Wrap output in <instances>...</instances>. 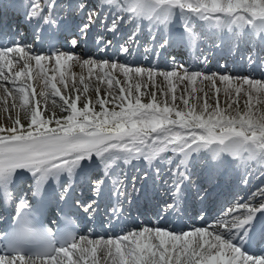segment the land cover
<instances>
[{
  "label": "snow or ice",
  "instance_id": "obj_1",
  "mask_svg": "<svg viewBox=\"0 0 264 264\" xmlns=\"http://www.w3.org/2000/svg\"><path fill=\"white\" fill-rule=\"evenodd\" d=\"M22 7L24 22L31 29V43L12 39L0 45V78L11 83V87L0 83V88L5 99L13 100L11 107L4 109L9 113L10 125L0 124V201L15 204L10 230L0 235V264H97L98 255L104 256V264H264V187L258 189L260 199L255 203L256 193L247 199L240 197L208 226L188 231L182 228L191 188L204 202L218 195L219 179L227 178L233 167L249 174L241 177L244 184L249 182L253 169L264 175V112L256 115L249 104L253 93L264 94V81L230 74L209 75L175 65L174 58V67L158 71L155 66H132L117 59L82 58L73 51L89 43V32L95 24L103 33L115 36L121 25L140 28L145 21L150 32L163 31L159 39L152 36L159 50L174 43L195 48L208 39L207 32L195 30V22L201 21L215 29L213 47L232 50L234 43L243 40L246 44L255 42L264 51V0H95L92 4L73 0L67 10L59 0H26ZM72 12L81 15L80 23L71 24L66 19ZM177 22L183 31L174 33L170 26ZM64 32L70 37L65 36L64 46L57 47V34ZM7 36L8 32L0 28V40ZM135 43L133 31L119 45V52L130 56V45ZM94 44L98 52L107 53L113 41L97 34ZM45 46L49 52L41 54ZM255 55V49H250L248 61L252 62ZM21 61L20 70L13 72ZM33 61L40 69L35 76ZM45 61L55 62L54 73L69 68L72 61L82 69L87 67L89 74L96 69L98 84L106 82L108 86L104 97L99 87L94 89L99 110L90 98H81L75 84L67 88L61 71L59 83L65 84V91L77 93L75 98L64 95L52 82L57 77L46 75ZM201 62L206 64L207 57ZM22 76L28 82L17 83ZM156 77L163 78L167 90L163 86L157 89ZM33 79L43 82L38 97L45 101L51 97L50 108L39 107L40 99L30 83ZM174 79L191 86V92L181 90L179 100L184 107L176 103ZM198 79L210 82L215 90V106L208 103L207 92L195 87ZM84 80L81 75L82 92L87 93L90 86ZM217 81L229 97L224 108L219 104ZM198 92H204L202 105ZM233 92L235 100L231 99ZM142 96L147 97L146 103ZM241 96L247 97L243 109L239 106ZM17 97L23 117L17 111ZM78 101L82 107L77 106ZM106 103L113 107H106ZM120 162L123 166L139 162L133 165L138 171L145 167L143 175L132 177V181L133 191L137 192L140 190L135 182L144 181L146 200L149 183L155 191L163 182L168 198L153 204L151 211L165 221L175 219L181 226L179 231L143 226L122 230L120 235L91 238L67 228L53 232L41 224L40 217L48 204L55 200L62 206L70 204L68 197L76 178L92 171L102 172L91 181V191L97 199L107 195L110 217L119 221L130 213L136 200L128 196L127 173L118 175L113 167H120ZM197 164L201 165L204 183L193 182ZM24 183L29 187L21 195ZM75 206L90 216L98 208L95 200L87 205L76 200Z\"/></svg>",
  "mask_w": 264,
  "mask_h": 264
},
{
  "label": "bare ground",
  "instance_id": "obj_2",
  "mask_svg": "<svg viewBox=\"0 0 264 264\" xmlns=\"http://www.w3.org/2000/svg\"><path fill=\"white\" fill-rule=\"evenodd\" d=\"M67 2H70L72 3L73 0H59V5H63L64 3H67ZM88 2L90 4L94 3L95 0H88ZM175 27V28H172ZM128 27V26H127ZM135 26H130L128 28H126V30H131L132 28H134ZM170 28H172L173 30L177 31L178 32H181L182 30V26L180 25L179 22L177 23H174L173 25L170 26ZM195 30L197 32H200V31H205L207 32L208 34V39H205V40H201V45H208L209 42L208 41H213V32H215V29H209L207 27V25H204L203 22L201 21H196L195 22ZM143 31H149V28L147 26V22L145 21L143 26L140 27V33H142ZM151 33H154L151 32ZM160 36L159 35V32L157 33V37ZM176 45V44H175ZM250 47V43H245L243 40H241L238 44H233V48L232 50H229L227 48H224V49H221V53L223 54V60L225 59V61H228L229 63H231V61L233 59H238V61L241 62V51L243 50H246L247 48L249 49ZM236 48H238L239 50L237 51ZM20 67L21 66H18V68H14L12 69L13 72L15 71H18L20 70ZM55 68V65H46L45 66V69H46V75L51 78L52 75H55L57 77V79L55 81H52L53 83H56L57 84V87L61 90V92L64 94V95H71L72 98H75L76 94L75 92H68V91H65V84L67 85V88L68 89H71L73 84L76 85V88L80 89L81 90V98L84 99L85 97L87 98H90L91 100V103L92 105L95 106V109L98 111L99 110V105L98 104H95V100H96V93L94 91V89L96 87H99L101 89V92H100V96L101 97H104V90L107 89V83H102V84H98V82L96 81H93L92 79L88 78L87 77V74L85 75V80H84V83L85 84H88L90 86L89 88V91L87 93H83L82 90H83V85L80 83V80H78L75 76H72V77H67V80H65V84H61L59 83V78H60V71H57V72H53L52 69ZM87 71L88 68L86 67L85 68ZM8 70H5V72H7ZM40 71V69H37L35 67V69L33 70V75L35 76V73H38ZM147 80V79H145ZM156 80V87L157 89H159L160 87H164L165 90H167V87L168 85L163 81V78L160 77L159 79H155ZM23 82H28L27 81V77L26 76H22L19 81H17V83H23ZM0 83H4L5 86L7 87H11V83L10 82H5L3 81V78H0ZM30 83L33 84V87L35 88V91H36V94H37V97H38V93L40 92V90L42 88H44V85H43V82L41 80H38V79H33V81H30ZM173 83L176 85V95L178 97L177 99V105H179L180 107H184L183 104L181 103V101L179 100V96L181 95V90L182 89H185L187 92H191V86H189L187 84V81L181 83L177 80H173ZM201 82L199 81V79L197 80L196 84H195V87H197L198 89H201V87H199L198 85L200 84ZM217 84L218 86L220 87V92L218 94V97H219V104L222 108L226 107V101L229 99L228 96L225 95V92H224V85H220L219 82L217 81ZM205 86H207V89L206 88H203L204 92H207L208 93V103L215 106V103L216 101L214 99H212L214 93H215V90L214 89H211V85L208 81H206V84ZM247 87V86H245ZM29 93L31 94L32 93V89H29L28 90ZM51 89H50V85H49V88H48V92L50 93ZM204 92H198L196 95H199L200 96V103L202 105L205 97H204ZM0 97H1V102H0V124H4V125H10V121L8 120V115L9 113L8 112H5V106L7 107H11V104L13 103V100L11 97H8L7 99H5V94L3 92V89L0 88ZM158 98L163 101L164 97L162 96H159V93H158ZM188 98V97H186ZM40 99V105L39 107L41 109H44L45 107H48L50 108L51 107V104H52V98L50 97L47 101H45L43 98H39ZM54 99H56L58 102H59V97H55ZM169 101L171 100V94H169V97H168ZM231 99L232 100H235L236 99V95L235 93H231ZM247 99V97H244V96H241V98L239 99V106L241 107V109H243L244 107V101ZM142 102H147V97L146 96H142ZM192 103H195L196 101L193 99L191 101ZM15 103L17 104V111L20 112V115L21 117H23V110L19 108V99L17 97V99L15 100ZM33 104H35V101H33ZM249 104L251 105L253 111L256 113V115H259L261 112H264V94H261L259 96H257V94L253 93V97L251 99V101H249ZM78 107H82V105L80 104V102L78 101ZM106 107L108 108H111L113 107V105L111 103H106ZM118 110V109H117ZM57 111V114H59V108L56 109ZM11 115L14 117L15 116V112L11 113ZM49 115H51V113L49 112ZM50 126H54V125H50ZM227 159H231L230 157H228ZM122 163V162H121ZM134 164H138L137 162H134ZM132 166V165H131ZM194 171V174L199 178H202L204 177V174H203V171H202V168H201V165L200 164H197L195 166V168L193 169ZM245 175H249L248 173H245L243 168H235L233 167L232 169L229 170V174L227 176V181L228 183L230 184L231 187L234 186V190L237 192V194H235V198H239V197H243V198H247L248 196L251 195V193L253 191H255L257 188H260L261 186H263L264 183L260 184V187L259 186H256L257 184L261 183V181H263L264 179V175L261 174L260 171H257L255 169L252 170L250 176H249V182L247 184H244L241 177L242 176H245ZM93 176V173L92 174H87L86 175V180L89 181L90 178H92ZM234 179V180H232ZM90 182V181H89ZM244 185V186H243ZM256 187V189H254ZM260 199L259 196H256V199L253 201V202H256ZM226 210V208H225ZM99 261L101 262V264H104V256L103 255H99Z\"/></svg>",
  "mask_w": 264,
  "mask_h": 264
},
{
  "label": "rangeland",
  "instance_id": "obj_3",
  "mask_svg": "<svg viewBox=\"0 0 264 264\" xmlns=\"http://www.w3.org/2000/svg\"><path fill=\"white\" fill-rule=\"evenodd\" d=\"M0 100H1V97H0ZM1 101H2V100H1ZM1 101H0V102H1Z\"/></svg>",
  "mask_w": 264,
  "mask_h": 264
}]
</instances>
